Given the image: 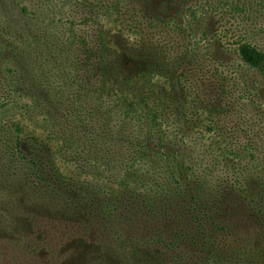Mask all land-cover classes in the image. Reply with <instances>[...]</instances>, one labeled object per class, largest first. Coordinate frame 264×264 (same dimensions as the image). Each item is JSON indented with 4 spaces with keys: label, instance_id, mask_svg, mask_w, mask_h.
<instances>
[{
    "label": "trees",
    "instance_id": "obj_1",
    "mask_svg": "<svg viewBox=\"0 0 264 264\" xmlns=\"http://www.w3.org/2000/svg\"><path fill=\"white\" fill-rule=\"evenodd\" d=\"M174 6L178 8L168 20L153 18L150 14L159 7L168 11ZM207 9L209 13L217 10L220 19L234 20L235 42H215L219 41L216 32L208 37L214 42L200 41L202 37L206 38L203 14ZM108 10L121 20L131 16L140 35L144 26H148L146 29L152 31L151 36L156 37L151 43H145L147 41L143 38L129 44V39L117 30L120 34L114 33V47L111 49L105 43L107 39L100 35L93 60L98 71L103 69L99 77L82 82L80 86L77 83L81 80L80 75L73 68L77 78L72 84L81 88L76 90V97H85L92 105H100L96 107L97 111L103 108L100 109L103 117H99L102 125L96 129L98 136L93 130L78 134L67 128L66 134L60 132L54 110L47 108L44 101H32L43 114L46 129L60 140L62 146H71L68 151L72 153L77 147L73 144L76 142L82 145L83 153L93 156L89 172L83 176L80 174L82 169H79L77 174L81 176L69 177L57 166L46 145L42 148L34 141L31 154H26L18 142L10 140L8 143L2 141L1 146L8 153L12 148L16 159L11 156L15 160H10L7 169L4 167L6 172L1 175L2 182L25 190L28 201L37 202L55 213L59 210L62 216L88 214L90 218V213L101 211L102 219L113 222L111 231L119 242L118 249L105 251L107 260L113 264H124L128 259L132 264H139L148 257L153 258L155 248L160 252L161 247L165 250L171 248L173 258L184 253L201 258L198 264H218L220 259L206 251L211 236L206 234L205 225L230 238V242L223 246L226 264H256L245 254L246 251L240 252L238 246L240 241L249 240L247 236L252 225L254 231L264 233V98L260 96L264 94V0H111ZM176 15L184 17L183 23L177 21ZM100 26L106 33L102 22ZM187 30L186 34L182 33ZM159 39L165 41L157 42ZM117 49L122 51L124 62L118 59ZM227 53L235 55L229 60L231 64L223 59ZM123 64L133 71L124 73ZM176 68L178 73H175ZM104 71H110L109 78ZM160 76L165 77L170 85L168 90L161 85ZM213 79L218 88L211 95L208 90L212 88ZM70 84L68 87L72 86ZM89 86L98 89V94L91 95ZM64 87H56L55 92H62L60 88ZM182 88H187L192 97L191 109L186 107L185 91V95L180 92L177 98L176 93ZM119 89L122 96L118 95ZM145 89H148L150 99L142 96ZM234 89H238L236 94ZM110 90L114 92L112 99ZM126 93L132 94L133 100H136V93L140 97L128 107L123 97ZM10 101L0 103V111L6 112L4 105ZM16 107H21L22 111L33 108L29 102ZM117 107L121 108L120 112ZM80 110L78 107L77 112ZM236 110L239 111L236 113ZM203 114L206 121L201 120ZM161 118L166 121V126H174V136ZM230 119L236 120L230 124ZM129 152L132 153L130 158ZM73 163L76 167L82 166ZM116 163L121 165L122 174L116 186L108 185L101 178L104 173L115 170ZM35 171L46 174L37 175ZM28 175H33L34 179L37 177L39 182H44L43 185L36 187L37 183L29 179L28 184L21 183L20 179L26 180ZM140 185L145 187V193L139 192ZM0 189L7 193L8 188ZM4 192L3 196L6 195ZM99 193H103L102 196ZM122 193L126 195L124 201L130 199L132 204L142 197L147 205L158 204L157 209H147L145 216L149 215L150 220L161 213L164 214L159 217H168V206L174 203L180 217L188 220L189 226L177 227L170 240H165L162 229L155 226L138 247L126 245L120 241L122 225L116 221L117 202L112 200H118L116 195L122 197ZM185 193L191 196L192 204L184 201ZM230 197L233 202L229 201ZM11 208L16 209L15 200ZM124 210L125 221L135 214V209L131 211L127 206ZM208 213H220L223 218L217 215L216 220L208 224V218L212 217L206 216ZM243 214H246V220L239 218ZM195 216L201 217V221L191 223ZM153 223L151 221L150 225ZM14 227L13 223L0 221V232L8 235H12L8 230L23 233ZM179 239L186 241V246L175 244ZM87 247L90 253L96 249L90 244ZM173 247L179 248V252ZM93 263L99 264L94 260Z\"/></svg>",
    "mask_w": 264,
    "mask_h": 264
},
{
    "label": "rangeland",
    "instance_id": "obj_2",
    "mask_svg": "<svg viewBox=\"0 0 264 264\" xmlns=\"http://www.w3.org/2000/svg\"><path fill=\"white\" fill-rule=\"evenodd\" d=\"M110 1L0 0V103L11 100L10 103L4 105L7 109L6 112L0 111V188H8L7 193L0 189V221L9 224L13 223L16 226L14 230L21 229L23 232L18 234L16 231L8 230L12 235L0 232V264H92L93 260L99 264H113L107 260L105 251H111V248L114 249L115 247L118 249L119 242L115 240V235L111 231L113 222L102 219L101 211L99 213H90V218L88 214L81 217H71L68 214L62 216L63 213L57 209V213H55L50 209L43 208L37 202L33 204V201H28L25 190L14 188V185L9 183H3L1 177L10 166V160L14 161L16 159V153L12 148L10 153H8L5 147L1 146L2 141L8 143L10 140L11 142H18L26 154H31V143L34 141L42 148H45L46 145V149L51 152V157L57 166L69 177L76 178L81 176L77 174L79 169H82L80 174H83V176L89 172V165L93 162V156L83 153L82 145H77L76 142L73 144L77 147L72 150V153L68 151L71 146H62L60 140L46 129L43 114L39 112V109L34 106L32 101L39 100L41 103L44 101L47 108L50 107L54 110L56 113L54 117L57 120L60 132L66 134L67 128L78 134L93 130L95 135L98 136L96 129L102 125V120L99 117H103L102 110H100L103 108L97 111L96 107L100 105H92V102L86 100L85 97L80 99L76 97V90L81 88L78 86L75 88L72 84L77 78L73 68H76L80 75L81 80H76L80 86L82 82L99 77L103 69L98 71L93 66V60L96 58L97 52H94V50L98 46L97 43L100 42V35L102 38L107 39L105 43L111 49L114 47L113 35L117 30L121 31L125 38L129 39V44L143 38L147 41L145 43H151L156 37L154 35L151 36L150 33L152 31L146 29L148 26H144L145 29L140 35L131 16H126L124 20H121V17L117 14H109ZM177 8V6H174L171 9L168 8V11H162L164 9L159 7L158 10H154L150 14L153 18L160 17L168 20L169 17L175 14ZM209 12V9H207L203 14L206 38L203 39L202 37L200 41L235 42L237 32L232 28L235 23L234 20L227 17L220 19L217 10L215 11L216 13ZM155 14H158V16H155ZM176 17L179 18L177 20L179 23H183L184 17L182 18L178 15ZM100 22L104 24L106 33L102 32ZM142 22H145V20L143 19ZM186 32L188 30L182 31L183 34H186ZM214 32H216L219 41L208 40V37ZM116 34L119 36L120 32ZM110 38L111 40H109ZM183 38L186 41V36ZM164 41L159 39L157 42ZM179 41L177 40V42ZM116 53H118V59L120 58L124 62L122 51L117 49ZM234 57L235 55L232 53H227L224 54L223 59L228 60V64H231L229 60ZM132 71V69L125 67L124 73L129 74ZM104 72L109 78L110 71ZM175 73H178V68H176ZM222 73L221 70L220 75ZM69 83L72 86L68 87ZM160 83L166 90L170 88L163 76H160ZM61 85H65L64 88H60L62 92H55L56 87ZM211 87L208 92L213 95L218 88L215 79L212 80ZM89 88L91 89V95L98 94V89L91 86ZM147 90H144L142 96L150 99ZM184 91L187 98L186 107L191 109L190 101L192 97L188 93L187 88L185 90L183 88L182 90L179 89L178 93H176L177 98L180 97V92L185 95ZM237 91L238 89H234L235 94ZM109 92L112 99L114 92L112 90ZM118 95L122 96L120 89ZM131 96L132 94L129 93L123 96L128 107L138 101L140 97L136 93L134 94L136 100H133ZM260 96L262 99L264 98V94ZM226 100H228V97H226ZM28 102L33 108L22 111L20 110L21 107H16ZM78 107L81 108L79 112H77ZM120 110L121 108L117 107V112H120ZM238 111L236 110V113ZM201 116L203 117L204 114ZM201 120L206 121L205 117L201 118ZM235 120L230 119L228 121L231 124ZM161 121L166 126V121L162 118ZM166 128L173 131L172 134L174 136V133H176L174 126L170 125V127L166 126ZM74 151L76 154H74ZM128 154L130 158L132 153L129 152ZM11 156L15 157V159H11ZM69 158H72L71 162ZM73 162L80 163L82 166L80 168L76 167ZM119 165L116 163L115 170L104 173V177L101 180L108 185L116 186V181L122 174L121 165ZM100 166L104 167V164ZM4 167H6L5 170ZM18 167H21V164ZM45 174L46 172L44 174L38 172L37 175L45 176ZM11 176L15 180L16 175L13 174ZM31 176L33 175H28L26 180L20 179V182L28 184L27 179H29L31 182L37 183L36 187L43 185L44 182L41 183L37 177L34 179ZM143 188L145 187L140 185L139 192L145 193ZM30 189L33 188H28L27 190ZM2 192L6 195L3 196ZM102 194L99 193V196H102ZM116 196L118 200H115V198H112V200L117 202L115 216L118 219L116 221L122 225L120 241L123 240L126 245L131 244L133 247H138L137 245L141 243L142 238H145L144 236L155 226L162 229V237L165 240H170L169 238L175 236L172 234L177 227L189 226L188 220H183L180 217L178 208L173 205L174 203L168 206V217H159L164 214L161 213L159 216H155L153 220H150L149 215L145 216L147 209H155V207L157 209L159 207L158 204L147 205L146 199L143 197L132 204L130 199L124 201L126 196L124 193H122V197L119 194ZM190 199L191 196L185 193L184 201L192 204V199ZM14 200L16 209L12 210L11 206L14 204ZM229 201L233 202L234 199L230 197ZM35 206L40 207L39 209H34ZM124 206H127L131 211L135 209V214L130 215V219H127V221L123 217V214H126ZM171 206L172 208H170ZM219 214L217 213L218 218H223ZM217 215L208 213L206 216L212 217L208 218L207 223L209 224L210 221L216 220ZM239 218L246 220V214L239 215ZM191 219L192 223V221L200 220L201 217L199 219L195 216ZM122 220H124V223H122ZM151 221H154L153 226L150 225ZM249 230L250 232L247 236L249 240L239 242L240 252L246 251L245 254L253 259L256 264H264V233L259 230L258 232L254 231V225L250 226ZM205 232L211 236L206 251H211V254L220 259L221 262L218 264H226L227 260L224 255H227L223 251V246L230 242V238L226 237L222 232L212 230L209 225H205ZM243 232L246 231L243 229ZM77 241L80 243H77ZM144 242H146V239ZM87 244L96 249L90 253ZM175 244L186 246L187 243L183 239H179ZM161 248L160 252L158 248H155L156 255L153 258H146L144 262L139 264H198L201 260V258L185 255L184 253L179 258H173L174 252L171 248L167 250L163 247ZM173 249L179 252V248L173 247ZM106 260L107 263H104ZM131 262L128 259L124 264H132Z\"/></svg>",
    "mask_w": 264,
    "mask_h": 264
}]
</instances>
